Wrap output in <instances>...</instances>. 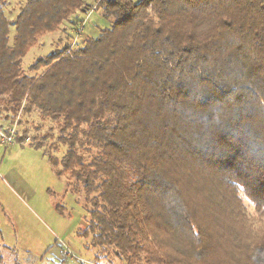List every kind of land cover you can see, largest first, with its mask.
<instances>
[{
  "label": "trees",
  "instance_id": "1",
  "mask_svg": "<svg viewBox=\"0 0 264 264\" xmlns=\"http://www.w3.org/2000/svg\"><path fill=\"white\" fill-rule=\"evenodd\" d=\"M3 6L0 113L47 123L34 146L56 133L106 264H264V0H26L12 21ZM78 12L106 25L74 47Z\"/></svg>",
  "mask_w": 264,
  "mask_h": 264
},
{
  "label": "rangeland",
  "instance_id": "2",
  "mask_svg": "<svg viewBox=\"0 0 264 264\" xmlns=\"http://www.w3.org/2000/svg\"><path fill=\"white\" fill-rule=\"evenodd\" d=\"M4 12L12 21L26 0H2ZM96 6V0H84ZM84 21V28L74 35V47L89 34H97L106 22L98 12L89 15L76 13L72 18ZM81 22V23H82ZM65 31L44 36L29 49L22 59L26 72L37 59L61 48L75 27L64 25ZM74 32V31H73ZM14 28L10 27V43ZM14 127L21 144L0 143V255L2 264H106L98 248H93L91 238L80 232L85 228L87 211L82 195L71 192L67 180L59 176V161L64 148L51 150L56 133L34 146L41 135L48 132V124L41 123L37 114L5 115L0 113V128ZM32 141L33 144H29ZM256 204L253 203V209ZM260 216H264L261 206ZM101 258L97 262L95 259ZM116 264V262H113Z\"/></svg>",
  "mask_w": 264,
  "mask_h": 264
},
{
  "label": "built area",
  "instance_id": "3",
  "mask_svg": "<svg viewBox=\"0 0 264 264\" xmlns=\"http://www.w3.org/2000/svg\"><path fill=\"white\" fill-rule=\"evenodd\" d=\"M78 34L79 31H76ZM75 44V41H73L72 46ZM17 131L14 127H8V128H0V143L4 145H12L16 138H17ZM26 141H29L26 139Z\"/></svg>",
  "mask_w": 264,
  "mask_h": 264
},
{
  "label": "crops",
  "instance_id": "4",
  "mask_svg": "<svg viewBox=\"0 0 264 264\" xmlns=\"http://www.w3.org/2000/svg\"><path fill=\"white\" fill-rule=\"evenodd\" d=\"M89 15V14H88ZM80 25L83 27L84 26V24L83 23H80Z\"/></svg>",
  "mask_w": 264,
  "mask_h": 264
}]
</instances>
